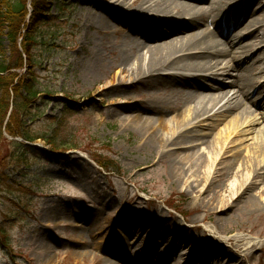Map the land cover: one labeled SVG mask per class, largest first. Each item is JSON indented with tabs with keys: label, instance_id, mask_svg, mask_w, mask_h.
<instances>
[{
	"label": "rangeland",
	"instance_id": "obj_1",
	"mask_svg": "<svg viewBox=\"0 0 264 264\" xmlns=\"http://www.w3.org/2000/svg\"><path fill=\"white\" fill-rule=\"evenodd\" d=\"M84 1L27 0V26L34 4L48 17L36 29L30 66L15 72L23 81L33 79L38 98L13 121L9 109L4 126L10 120L22 130L19 135L27 133L45 148L46 141L53 142L61 155L46 159L2 128L0 264H124L119 256L142 253L149 256L144 264H159L171 243L176 249L164 264H193L195 243L220 248L223 257L209 264H264V212L252 209L249 197L210 211L204 207L215 187L198 201L173 179L153 172L140 176L148 166L145 153L129 122L121 124L133 112L110 111L118 102L109 104L107 94L97 93L109 70L92 62L89 41L100 36L86 23L90 6ZM257 3L264 6V0ZM99 157L108 158V169L95 162ZM162 224L177 232L158 243L166 230ZM237 237L245 241L236 247Z\"/></svg>",
	"mask_w": 264,
	"mask_h": 264
},
{
	"label": "bare ground",
	"instance_id": "obj_2",
	"mask_svg": "<svg viewBox=\"0 0 264 264\" xmlns=\"http://www.w3.org/2000/svg\"><path fill=\"white\" fill-rule=\"evenodd\" d=\"M84 2L91 8L86 23L100 36L89 41L92 62L109 70L97 93L118 102L110 111L133 112L121 124L129 122L145 153L149 167L140 176L173 179L198 201L215 187L204 207L210 211L249 197L250 207L264 212V54L258 53L264 11L257 14L264 6L258 0ZM246 19L249 28L242 29ZM162 227L158 243L177 232ZM241 241L235 238V246ZM215 247L195 243L192 263L221 259ZM175 249L168 245L158 263ZM119 257L144 264L149 256Z\"/></svg>",
	"mask_w": 264,
	"mask_h": 264
},
{
	"label": "trees",
	"instance_id": "obj_3",
	"mask_svg": "<svg viewBox=\"0 0 264 264\" xmlns=\"http://www.w3.org/2000/svg\"><path fill=\"white\" fill-rule=\"evenodd\" d=\"M46 9L41 5L34 4L33 11L30 14L31 24H25L27 11V0H0V137L2 138V128L8 130V134L12 138L22 137L26 142H33L34 138L25 135H19L22 130H17V127L12 125V122H6L9 109L12 111L8 116L12 119L16 116L22 108H26L29 104L35 102L38 94L33 86V79L30 82L23 81L17 70H22L27 64L30 66L32 62V51L36 46L35 32L37 27L43 22V19L48 17ZM24 30V33H22ZM7 44L5 46L4 44ZM7 49L9 58H7ZM17 81L15 82V80ZM14 98H19L20 102L14 103ZM8 118V119H9ZM13 127V128H12ZM46 145L53 152L60 149L55 143L46 141ZM12 146L24 150L26 146L16 141L12 142ZM33 150V149H32ZM44 158L52 159L42 153ZM100 167L108 169V158L102 160L100 157L95 161ZM3 243L5 237L0 234ZM4 248L8 251L11 249L4 244Z\"/></svg>",
	"mask_w": 264,
	"mask_h": 264
},
{
	"label": "water",
	"instance_id": "obj_4",
	"mask_svg": "<svg viewBox=\"0 0 264 264\" xmlns=\"http://www.w3.org/2000/svg\"><path fill=\"white\" fill-rule=\"evenodd\" d=\"M30 146H33V147H37V145L36 144H29ZM42 150H43V152H45L46 154H48L50 157H58L60 154H57V153H53V152H49L48 150H46V149H43V148H41Z\"/></svg>",
	"mask_w": 264,
	"mask_h": 264
}]
</instances>
